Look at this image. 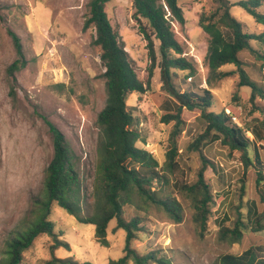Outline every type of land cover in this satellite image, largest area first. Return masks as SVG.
<instances>
[{
    "label": "rangeland",
    "instance_id": "374dc122",
    "mask_svg": "<svg viewBox=\"0 0 264 264\" xmlns=\"http://www.w3.org/2000/svg\"><path fill=\"white\" fill-rule=\"evenodd\" d=\"M236 2L239 0H230ZM88 0H0L5 7L0 15V258L6 239L20 229L30 216L33 201L42 192L45 169L53 156V146L48 127L36 113L47 115L72 143L81 159V172L86 185L83 213L93 210V182L97 162L99 129L97 116L105 106L106 92L99 49L92 44L95 30H84ZM186 24L175 23L177 37L185 47V55L195 62L197 72L185 79L188 71H178L179 88L203 95L209 88V69L204 59L207 53L208 35L199 25L203 12H211L217 6L215 0H179ZM111 23L117 28L126 49L137 63L139 77L146 81L151 65L147 42L139 32L132 14V0H109L106 6ZM232 14L246 24L249 32L262 31L254 17L240 6H233ZM8 29L14 30L22 39L27 64L16 73L14 83L7 75V68L17 58ZM257 48L262 44L254 43ZM158 47V46H157ZM244 69L256 82H264V63L245 50L241 53ZM160 59H158L159 62ZM236 66L226 65L225 71ZM238 73L216 83L212 92L217 106L227 108L243 126L253 124V118H263L250 102L251 88L239 87ZM14 87V94L11 89ZM237 97V98H236ZM175 98L167 90L157 65L151 78V86L145 94L134 93L128 105L138 119V126L146 138L138 146L151 151L163 164L169 149L172 124L162 121L167 112L175 111ZM264 106V100L256 99ZM200 110L184 109L185 129L179 138L180 168L169 175L170 183L159 190L160 195L175 196L183 206V221L178 223L164 212L152 209L145 218L146 226L133 246L141 253L159 250L173 264H217L225 253L241 254L248 247H264V230L248 232L242 244L230 245L219 239L221 223L233 225L238 210L247 214L248 206L260 212L264 203L259 195L257 170L264 172V149H261L263 166L251 168L244 175V167L238 152L230 153L220 141L207 144L203 153L214 163L205 172L210 184L214 205L207 231L201 236L193 219L191 201L177 191L176 181L190 183L196 180L202 165L199 152H188V145L205 131L206 124ZM248 136L254 139L249 132ZM263 167V168H262ZM242 186H245L244 191ZM163 191V192H162ZM240 206V207H239ZM138 213L133 206L125 207L130 219ZM49 219L56 225L62 240L70 243L55 251L59 258L72 257L80 262L108 264L124 254L126 232L114 231L116 221L108 228L109 246L101 245L95 237V226L79 222L56 203L52 205ZM264 222V219H263ZM54 239L42 234L24 254L22 264H46L52 258L51 245ZM255 247V248H257ZM262 248V247H261ZM264 258V248L259 250ZM132 264V263H131Z\"/></svg>",
    "mask_w": 264,
    "mask_h": 264
},
{
    "label": "trees",
    "instance_id": "16d2710c",
    "mask_svg": "<svg viewBox=\"0 0 264 264\" xmlns=\"http://www.w3.org/2000/svg\"><path fill=\"white\" fill-rule=\"evenodd\" d=\"M109 0H88L84 30L93 28L95 34L92 44L99 49L100 58L105 68L106 101L97 116L99 137L97 143V162L93 182V210L84 214L83 202L86 199V185L81 172V159L72 143L51 119L36 109V113L48 127L53 146V156L45 169L43 188L33 201L30 216L25 224L15 230L5 241L0 264H22L25 252L42 234L54 239L51 245L52 258L46 264H94L80 262L72 257L59 258L55 251L62 246L71 248L70 243L62 240V234L56 232L55 222L49 219L54 203L74 216L79 222L95 226V237L103 246H109L108 228L111 221H116L114 231L126 232L124 254L118 259H111L108 264H173L172 260L161 255L159 250L139 252L133 243L145 231V218L152 209L164 212L175 222L183 221L181 202L169 194L160 195L161 190L170 183L169 175L179 168V138L184 131L186 121L184 109L200 110V117L206 124L205 131L191 142L187 151L200 153L202 165L197 171L195 181L186 183L176 181L177 191L191 201L194 209L193 219L201 236L207 231L214 196L205 177L208 167L214 163L203 153L204 147L214 141H220L232 154L238 152L244 167V175L261 162V149H264V117L253 118V124L240 126L233 121L227 108L218 107L214 83L239 74V87H250V102L264 115V106L256 104V99L264 100V82L251 79L244 69L245 62L241 53L245 50L254 54L264 63V29L249 32L245 23L236 18L231 10L240 6L252 15L259 26L264 27V0H215L217 6L211 12H203L199 25L208 35L207 53L204 59L209 69L207 83L209 88L200 95L193 91L181 90L176 80L181 77L178 71H188L185 79L197 72L195 62L185 55V47L177 37L174 24H186V18L179 0H132V17L139 32L147 42L151 65L148 78L143 81L137 72V63L132 58L123 38L113 26L106 6ZM5 7H0L1 11ZM16 56L15 61L6 70L8 77L17 82L16 73L27 64L22 39L18 33L8 29ZM263 45L257 48L254 43ZM158 46V47H157ZM158 59L159 62H158ZM159 66L162 79L170 95L175 98V111L167 112L162 121L172 124L169 135V149L165 161L159 159L147 148L138 146L146 142L138 119L128 105L130 95L145 94L151 86L154 68ZM226 65L236 66L235 70L225 71ZM14 94V87L11 89ZM237 98V97H236ZM251 133L254 139L248 136ZM263 168V167H262ZM257 187L264 203V172L257 170ZM245 186H242L244 191ZM163 192V191H162ZM133 206L138 212L130 219L125 215V207ZM240 207V206H239ZM247 214L238 210L237 220L231 226L221 223L219 239L230 245L242 244L248 232L253 234L264 230V209L248 206ZM252 245L241 254L225 253L219 256L217 264H264L259 250L263 246Z\"/></svg>",
    "mask_w": 264,
    "mask_h": 264
},
{
    "label": "built area",
    "instance_id": "2783aa9c",
    "mask_svg": "<svg viewBox=\"0 0 264 264\" xmlns=\"http://www.w3.org/2000/svg\"><path fill=\"white\" fill-rule=\"evenodd\" d=\"M228 113L232 116L233 121L236 122V117L233 115V113L230 110H227ZM237 123V122H236Z\"/></svg>",
    "mask_w": 264,
    "mask_h": 264
}]
</instances>
